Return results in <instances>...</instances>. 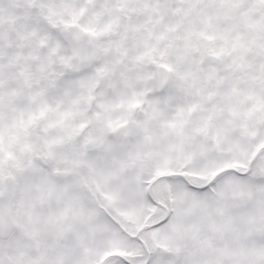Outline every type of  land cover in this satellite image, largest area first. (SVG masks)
<instances>
[{"label": "snow or ice", "instance_id": "1", "mask_svg": "<svg viewBox=\"0 0 264 264\" xmlns=\"http://www.w3.org/2000/svg\"><path fill=\"white\" fill-rule=\"evenodd\" d=\"M0 264H264V0H0Z\"/></svg>", "mask_w": 264, "mask_h": 264}]
</instances>
